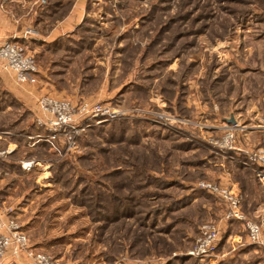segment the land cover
<instances>
[{"label": "rangeland", "instance_id": "obj_1", "mask_svg": "<svg viewBox=\"0 0 264 264\" xmlns=\"http://www.w3.org/2000/svg\"><path fill=\"white\" fill-rule=\"evenodd\" d=\"M77 1L0 0L1 41L26 48L38 67L36 81L22 83L0 61L17 83L0 79L10 196L0 217L22 227L29 250L66 264H264V245L227 219L224 196L239 195L252 220L264 207V185L241 164L245 151L264 150V0H85L83 20L51 46L44 36ZM26 85L40 87L33 101ZM49 96L121 115L83 122L75 145L47 139L38 121ZM10 141L19 149L11 160ZM20 159L31 166L4 172ZM18 200L21 217L9 205ZM207 225L219 229L217 250L191 255ZM12 250L37 264L13 246L3 263Z\"/></svg>", "mask_w": 264, "mask_h": 264}, {"label": "built area", "instance_id": "obj_2", "mask_svg": "<svg viewBox=\"0 0 264 264\" xmlns=\"http://www.w3.org/2000/svg\"><path fill=\"white\" fill-rule=\"evenodd\" d=\"M0 61L5 64V67L12 70L17 79L22 82H34V74L37 73L38 67L35 63L34 55L29 54L26 48L20 46L13 40H6L0 42ZM40 109L45 114L46 121L39 119V124L48 126L51 134L47 137L54 138L57 134L63 135L68 139L70 145L74 142V136L80 132L84 127L85 121L89 119L97 120L99 123H106L113 119L119 118L120 111L103 107L99 103L94 105L83 104L79 108L74 106L70 101L60 100L53 97H42L39 100ZM41 138V136H39ZM231 135L225 137L224 147L231 148ZM246 157L241 164L248 168H252L264 185V150L257 149L245 151ZM6 155V151L0 152V160ZM30 167L31 162L25 163L23 166ZM204 188L210 190H218L210 183H203ZM226 196L227 219L231 221H240L246 229L247 240L250 244L264 245V207L259 212L256 219H249L241 210V198L239 195H234L230 191L224 190ZM219 229L212 225L204 226L201 235L196 240V245L190 251L191 255L205 257L213 254L220 244ZM237 239H242L239 235ZM28 239L26 233L23 232L22 227L14 220H4L0 217V264L10 247L27 250L28 255L31 256L37 264H66L51 256L41 252H34L27 248Z\"/></svg>", "mask_w": 264, "mask_h": 264}, {"label": "crops", "instance_id": "obj_3", "mask_svg": "<svg viewBox=\"0 0 264 264\" xmlns=\"http://www.w3.org/2000/svg\"><path fill=\"white\" fill-rule=\"evenodd\" d=\"M63 4H64V1L54 3L52 5V8H54V10L51 9V10L47 11L46 14L52 15V13H54L56 10L61 8V6H63ZM86 4H87V2H85V0H79L76 3H74L72 9L67 14V16L52 29V31L49 35L44 36V41H46V42L49 41V42L53 43L55 41L62 40V38H65L66 35L74 32L73 30L77 27V25L85 17ZM5 23L3 24L4 25L3 27H0V40L2 38H4L5 36H7V33H6V31H7L6 25L7 24L5 25ZM0 79H4V81L5 80L10 81L11 80L12 84L15 83L17 85L16 79H14L13 74L10 73L9 71L5 70L1 66H0ZM8 88L11 90L10 87H8ZM25 88H28V90H23L21 92V94L23 96H25L26 100H32L33 101V99H36L37 95H40V93H38V91L40 89V87L38 85L37 86L36 85L27 86L26 85ZM43 91H44V89H43ZM29 135H31V134H28L27 137ZM30 138H29V140H31ZM31 141H33V139ZM0 143H2V142H0ZM7 147H8V157L11 160V159H13L12 158L13 156L17 155V153L19 152V149H16L17 145L13 141H10L8 143ZM32 147H34V146L32 145ZM22 160H24V159H20L17 162L8 161V163H4L3 164L4 172L5 171L9 172L12 168H18V169L22 168V169L26 170V168H24V166L22 164ZM33 162L35 164V162H37V160H33ZM229 176H231L230 173H229L228 177ZM4 183H5V178H0V187H1L0 188L1 189L0 190V213L2 212V210L4 208H6L8 206V203H6V201H7V198L10 197V196H8L9 195L8 189H6V187H5V186H7V184L4 185ZM228 184L232 185V187L234 189L237 188V184H235L232 181L228 182ZM9 205H11V207H13V211L11 212L12 215H14L16 217H21V215L23 213H25L23 208H25L26 204L22 203L20 200H18L17 203L15 202V204H9ZM257 211H259V209ZM27 223H30V222H27ZM23 254H24L23 252H20L17 250H12L8 253L3 264H33L29 260V258L25 254L24 255Z\"/></svg>", "mask_w": 264, "mask_h": 264}, {"label": "trees", "instance_id": "obj_4", "mask_svg": "<svg viewBox=\"0 0 264 264\" xmlns=\"http://www.w3.org/2000/svg\"><path fill=\"white\" fill-rule=\"evenodd\" d=\"M49 5H51V6H48V7H52L53 3H51V4L49 3ZM52 9L54 10V8H52ZM63 40H65V38H62V40H58V41L53 42L51 46H53V47H62ZM65 42H66V40H65ZM65 45H66V43H65ZM66 47L67 48H73V47H70L69 45H66Z\"/></svg>", "mask_w": 264, "mask_h": 264}, {"label": "water", "instance_id": "obj_5", "mask_svg": "<svg viewBox=\"0 0 264 264\" xmlns=\"http://www.w3.org/2000/svg\"><path fill=\"white\" fill-rule=\"evenodd\" d=\"M6 38H7V36H5L4 38H2L1 40H4V39H6ZM1 40H0V41H1ZM229 121H230L231 123H234V122H235V118L231 117Z\"/></svg>", "mask_w": 264, "mask_h": 264}]
</instances>
